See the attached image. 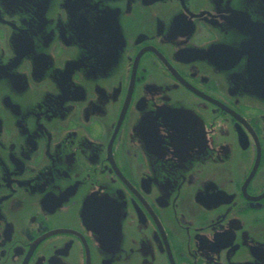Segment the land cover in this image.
<instances>
[{
    "label": "flooded vegetation",
    "instance_id": "flooded-vegetation-1",
    "mask_svg": "<svg viewBox=\"0 0 264 264\" xmlns=\"http://www.w3.org/2000/svg\"><path fill=\"white\" fill-rule=\"evenodd\" d=\"M264 0H0V264H264Z\"/></svg>",
    "mask_w": 264,
    "mask_h": 264
},
{
    "label": "water",
    "instance_id": "water-1",
    "mask_svg": "<svg viewBox=\"0 0 264 264\" xmlns=\"http://www.w3.org/2000/svg\"><path fill=\"white\" fill-rule=\"evenodd\" d=\"M247 56V75L250 86L264 97V43H251L242 52Z\"/></svg>",
    "mask_w": 264,
    "mask_h": 264
}]
</instances>
